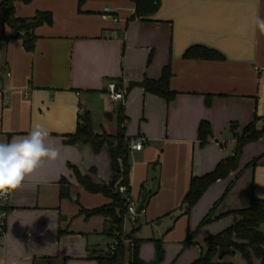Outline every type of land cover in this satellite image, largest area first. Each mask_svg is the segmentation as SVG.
<instances>
[{
  "label": "crops",
  "instance_id": "0c3cea01",
  "mask_svg": "<svg viewBox=\"0 0 264 264\" xmlns=\"http://www.w3.org/2000/svg\"><path fill=\"white\" fill-rule=\"evenodd\" d=\"M134 7L130 0H85L80 6L77 0L15 1L16 18L31 19L41 12L51 15L49 25L34 29L31 52L25 51L15 32L2 23L0 9V143L27 135L39 123L60 152L57 163L37 170L24 186L10 193L5 230L0 236V264H61L60 258L93 261L99 256L96 250L90 252L84 247L81 255L73 257L62 253V246L68 239L96 234L89 226L95 217L100 218L97 234L101 240L110 237L108 219H85L79 214L80 209L97 205L85 203L89 193L76 183L72 168L96 185H107L112 178L106 146L99 154L105 155L109 172L101 178L96 175L95 154L89 144L65 143L77 129L79 110L88 114L93 133L114 135L119 129L120 107L125 122L134 107L140 108L142 124L137 133L127 135L124 123L121 127L125 138L144 137V146L162 135L158 118L165 117L168 140L186 143L198 142V124L207 121L211 145H217L219 130L230 129L229 124L234 122L233 133L240 135L253 121V109L264 98V32L257 24L258 18L264 19V0H158L155 13L146 21L135 17ZM192 47L219 56H185ZM165 67L170 71L169 88L176 94L170 103L138 86L127 91L131 83L158 80ZM111 82L123 87L122 103L107 95ZM261 105L264 108V101ZM102 113L108 121L94 128V117ZM245 154L250 158L244 160ZM241 159L239 172L224 179L226 186L231 185L229 191L242 174L264 166V138L246 146ZM254 159V167H245ZM62 178L69 183L67 198L75 197L78 203L77 214L73 211L63 219L65 199H59L58 184ZM252 198L264 199L253 196L250 203ZM109 202L106 199L100 206ZM217 207L210 214L213 222L249 205L219 211ZM76 219L86 225L83 231L73 228ZM52 220L55 230L48 228ZM261 230L264 233L263 227ZM222 261L233 264L227 258Z\"/></svg>",
  "mask_w": 264,
  "mask_h": 264
},
{
  "label": "rangeland",
  "instance_id": "374dc122",
  "mask_svg": "<svg viewBox=\"0 0 264 264\" xmlns=\"http://www.w3.org/2000/svg\"><path fill=\"white\" fill-rule=\"evenodd\" d=\"M263 101L264 98L260 99L253 109L256 129H261L264 124V108L261 105ZM128 115L129 118L123 125L127 129V135H135L137 128L142 124L140 108L134 107ZM105 119L104 113L95 116L93 127L97 128L96 125L99 122L103 123ZM165 124V117L158 118L157 128L163 132L162 135H158L154 141H149L141 152L132 155V152H129L130 196L135 208L146 197L143 211L135 216L136 221L125 218L120 231L114 232L118 235L113 233L112 238L107 236L101 240L102 236L97 234L101 229L98 226L100 218L95 217L89 221V226L93 227L97 233L89 231L90 234L82 236V239H68L63 243L62 253L78 257L83 253V248L87 247L90 252L96 250L97 255L102 257L109 252L112 240H116V248L121 245L124 249L123 263L132 264L131 246L134 241H139L137 256L139 260H143L144 264H190L204 254V238L219 233L232 222L230 216L223 215L213 222L210 214L213 213L214 207L218 206V211L231 210L250 205V197L264 198V166L258 165L253 172L248 171L242 174L236 186L230 191H225L227 188L225 180L215 185L203 194L187 215H181L179 208L188 191L190 178L211 172L219 160L230 157L234 143L231 139V129L219 130L217 145H211L209 142L201 146L198 142L168 140L167 132H164ZM97 135L115 136L116 134L99 133ZM168 137L172 136L168 134ZM104 150L106 157L109 158L108 150ZM91 152L95 154L96 175L104 178L105 173L109 172L105 155L95 153L92 147ZM249 158L250 155H244V160ZM88 198L85 203L92 207L100 206V203L107 199L101 194H89ZM74 201L75 197L64 200L65 213L61 214V219L68 217L67 215L72 214L73 211L74 215L77 214L78 208ZM78 201L84 203L81 199ZM206 214L212 223L201 224ZM77 220L72 222L73 228L78 227L83 231L86 225L81 220ZM187 235H190L189 243L185 241ZM158 247L161 253H158ZM225 258L231 260L233 264H247L238 253ZM60 259L58 262L61 264H98L96 260ZM251 264L259 263L254 259Z\"/></svg>",
  "mask_w": 264,
  "mask_h": 264
},
{
  "label": "trees",
  "instance_id": "16d2710c",
  "mask_svg": "<svg viewBox=\"0 0 264 264\" xmlns=\"http://www.w3.org/2000/svg\"><path fill=\"white\" fill-rule=\"evenodd\" d=\"M21 1L28 3L30 0H1L0 9L2 15V23L11 28L15 35L22 43L25 51L31 52L34 48L36 37L33 31L36 27L51 23V15L47 12L37 13L31 19H19L14 16L13 3ZM85 0H77L78 6L82 5ZM134 3V15L140 21H146V18L155 13L158 0H130ZM219 56L217 53L202 49L200 47H192L188 49L185 56L191 57H212ZM170 71L168 67L163 68L158 80H143L141 83H131L127 91L135 86L141 87L145 93L162 99L165 103H170L175 97V93L169 88ZM255 118L246 125L240 135L234 134L235 126L230 124L232 132V140L234 143L233 151L230 157L221 159L211 172L199 177H191L189 181L188 191L185 193L181 204V215H187L203 194L217 181L224 180L232 173H238L240 170V160L243 150L246 146L256 143L264 138V124L261 129H256ZM126 121L122 114V107L117 116L118 132L115 136L97 135L93 133L90 120L87 113L78 114V126L74 134L67 136L65 143L74 145L76 143L89 144L95 153L106 146L110 158V169L112 179L107 185L93 184L88 176H82L75 168H72L76 183L89 194H101L110 202L90 210L80 209L79 214L85 219L92 216H100L109 220L108 233L112 238L114 232L120 231L123 218L126 213L125 199L117 192L118 187H125L130 193L129 178L130 164L129 151L127 144L129 138L124 136V127L121 125ZM84 125V127H82ZM211 138V127L207 121H201L197 127V140L201 146L207 144ZM257 159L246 164L251 167L255 166ZM59 199L68 197L69 183L62 178L59 182ZM231 185L227 186L226 192ZM77 203V200H75ZM145 201L141 208L143 211ZM206 217L201 224L209 223ZM223 216H232L233 223L215 235L206 237L203 242L205 252L198 259L190 264H231L222 261L225 257L238 253L241 259L247 264H251L252 260L259 261L264 264V199H251L249 207L241 210L225 213ZM222 217V216H220ZM220 217H216L217 220ZM187 243L190 242V235L186 236ZM139 241H134L131 246L132 264H144L138 259ZM226 252L223 256L220 251ZM158 253H161L158 247ZM98 264H124V249L119 245L115 252H107L104 256H98L95 259Z\"/></svg>",
  "mask_w": 264,
  "mask_h": 264
},
{
  "label": "clouds",
  "instance_id": "9594fccd",
  "mask_svg": "<svg viewBox=\"0 0 264 264\" xmlns=\"http://www.w3.org/2000/svg\"><path fill=\"white\" fill-rule=\"evenodd\" d=\"M264 32V19H257ZM50 133L39 123L25 136H15L8 143H0V199L24 186L37 170L55 164L60 159L58 148L49 140ZM56 229L54 221L48 225Z\"/></svg>",
  "mask_w": 264,
  "mask_h": 264
},
{
  "label": "built area",
  "instance_id": "2783aa9c",
  "mask_svg": "<svg viewBox=\"0 0 264 264\" xmlns=\"http://www.w3.org/2000/svg\"><path fill=\"white\" fill-rule=\"evenodd\" d=\"M108 11L107 9L104 10V14H107ZM116 20H113L115 22ZM8 75V74H7ZM107 95L109 96L110 100L112 101H117V102H122L123 97H124V89L122 86L116 84L115 82H111L107 85L106 89ZM79 113H82L81 110H79ZM78 113V114H79ZM145 138L142 136H137L135 138H129L128 144H127V149L129 152H138L141 151L142 148L145 145ZM117 192L122 195L125 199L126 203V213L123 218H129L130 221H135V205L133 204V201L131 200L130 193L127 192V189L125 187H118ZM10 195V194H9ZM9 195L6 198L0 199V236L3 235L4 230H5V223H6V217H7V203L9 200ZM115 235H118L117 233H114ZM117 242L116 240H112V244L109 247V252L112 253L116 249Z\"/></svg>",
  "mask_w": 264,
  "mask_h": 264
},
{
  "label": "water",
  "instance_id": "95a60500",
  "mask_svg": "<svg viewBox=\"0 0 264 264\" xmlns=\"http://www.w3.org/2000/svg\"><path fill=\"white\" fill-rule=\"evenodd\" d=\"M82 127H84V125H82ZM143 203H144V199L141 200V202L138 204V206L136 207V210H135V214L136 215H139L141 213V208L143 206ZM224 254H226L225 251L221 250L220 251V255L223 256Z\"/></svg>",
  "mask_w": 264,
  "mask_h": 264
}]
</instances>
